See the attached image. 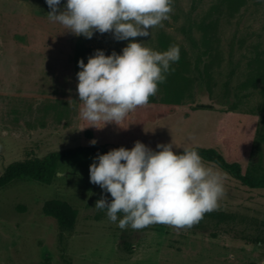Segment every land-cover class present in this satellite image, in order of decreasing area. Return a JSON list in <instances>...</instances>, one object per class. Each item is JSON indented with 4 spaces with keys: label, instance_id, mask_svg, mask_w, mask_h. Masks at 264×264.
Here are the masks:
<instances>
[{
    "label": "rangeland",
    "instance_id": "obj_1",
    "mask_svg": "<svg viewBox=\"0 0 264 264\" xmlns=\"http://www.w3.org/2000/svg\"><path fill=\"white\" fill-rule=\"evenodd\" d=\"M221 0H174L170 19L138 42L160 51L167 34L190 58L187 79L171 76L143 107L129 113L121 127H89L80 115L75 48L82 37L95 52L122 54L130 40L112 33L91 39L76 36L48 18L46 0H0V175L13 162L43 158L80 146L105 144L131 149L141 141L153 150L173 143L175 152L213 148L244 173L264 176V0H247L234 17L219 13ZM67 0H61L62 9ZM212 14V16H210ZM219 17L208 46L199 24ZM194 24L198 47L183 29ZM131 39V38H130ZM175 92L182 93L175 103ZM103 127V128H102ZM94 156L79 153L58 164L51 185L19 181L0 190V264H264V245L229 234L156 224L124 230L97 210L102 196L90 182ZM225 195L218 208L243 216L250 231L264 230V189H251L217 165ZM59 199L78 210L73 231L61 232L42 213L47 200ZM22 207L25 210H22Z\"/></svg>",
    "mask_w": 264,
    "mask_h": 264
},
{
    "label": "clouds",
    "instance_id": "obj_2",
    "mask_svg": "<svg viewBox=\"0 0 264 264\" xmlns=\"http://www.w3.org/2000/svg\"><path fill=\"white\" fill-rule=\"evenodd\" d=\"M48 18L66 31L91 39L95 33H112L117 41L130 40L122 49L106 55L96 50L85 64L80 59L77 92L83 107L81 117L89 127L103 122L122 125L129 113L146 106L175 71L179 45L159 52L138 42L149 37L150 29L163 27L170 19L174 0H46ZM131 38V39H130ZM103 128V127H102ZM93 145L95 140L91 142ZM174 144H158L153 150L141 141L128 149L119 147L98 154L90 165V182L110 193L102 196L97 210H107L108 219L121 230L163 224L177 230L190 229L206 213L218 208L225 195L224 176L207 166L198 151L184 148L177 154Z\"/></svg>",
    "mask_w": 264,
    "mask_h": 264
},
{
    "label": "trees",
    "instance_id": "obj_3",
    "mask_svg": "<svg viewBox=\"0 0 264 264\" xmlns=\"http://www.w3.org/2000/svg\"><path fill=\"white\" fill-rule=\"evenodd\" d=\"M246 2L247 0H221L220 4L215 7V12L222 15V13H219L222 11L220 9L226 7V16L234 17ZM210 16H212V14ZM218 21L219 17L216 20H211L207 24L197 25V29L202 32L201 38L204 46L209 45ZM194 28V24H190L183 29V32L187 40L195 48L199 46V42L195 37ZM173 44L179 45L180 59L178 62L171 65V68H174L175 71L167 74L166 82L159 85L164 88L167 98L172 97L167 88L168 79L171 76H174L175 79H187L185 74L189 71L190 67L187 60V58H190L189 52L167 34L160 36L159 48L161 52L166 51L169 46ZM94 53L95 52H93L91 48L85 45V41L81 37L77 42L74 55V58H77L76 66L78 71H81L78 66L79 60L83 59L86 64L88 57ZM182 97L181 92H175V103H181ZM191 148L196 149L203 160L217 165L221 170L244 186L251 189H264V176L255 177L251 173H244L239 163L228 161L221 153L213 148H201L198 146ZM109 151L110 150L105 144L95 143L91 146H80L73 149L53 152L43 158H32L25 161L13 162L8 165L4 173L0 175V190L19 181H30L43 185H51L57 176L58 164L60 161L83 152H87L96 157L98 154H105ZM181 152L182 151L176 153L179 154ZM22 210H25V208L22 207ZM104 210L107 211L106 209ZM42 213L44 216L54 219L61 232L73 231L77 223L78 210L66 201L59 199L47 200L42 207ZM118 216L122 218L123 214H118ZM243 219V216L236 213L216 209L206 213L204 218L190 229L210 231L214 236L221 233L229 234L252 244L264 245V230H262V232L248 230L249 228L244 226Z\"/></svg>",
    "mask_w": 264,
    "mask_h": 264
}]
</instances>
